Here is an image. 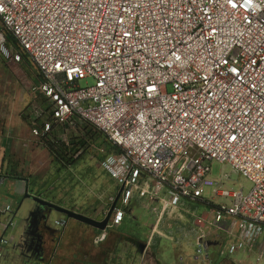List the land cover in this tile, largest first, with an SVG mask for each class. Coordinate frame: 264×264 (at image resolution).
<instances>
[{
    "label": "built area",
    "instance_id": "built-area-1",
    "mask_svg": "<svg viewBox=\"0 0 264 264\" xmlns=\"http://www.w3.org/2000/svg\"><path fill=\"white\" fill-rule=\"evenodd\" d=\"M0 20L1 54L32 62V92L51 105L44 133L78 119L112 146L100 166L120 204L96 245L131 201L154 206L153 237L185 201L212 205L206 189L220 202L189 230L196 260L264 238V0H0ZM213 163L247 179L248 193L223 189ZM207 226L223 232L219 244ZM15 227L11 217L5 232Z\"/></svg>",
    "mask_w": 264,
    "mask_h": 264
},
{
    "label": "rangeland",
    "instance_id": "rangeland-1",
    "mask_svg": "<svg viewBox=\"0 0 264 264\" xmlns=\"http://www.w3.org/2000/svg\"><path fill=\"white\" fill-rule=\"evenodd\" d=\"M2 27L0 20V30ZM38 79L34 65L26 56L16 63L0 52V129L3 126L7 130L6 133H0V140L17 146L12 153H6L8 166L15 168L27 182L28 193L32 196L101 222L117 196L116 184L100 166L103 156L100 150L108 152L112 150V146L103 133H97L96 136L90 134L85 147L73 156L72 164L64 166L59 163L44 147L45 133L42 125L52 122L51 105L44 97L32 92ZM91 83L88 80L80 84L85 87ZM74 123L80 125L83 122L75 119ZM77 126L53 124V137L50 138L68 142L70 136L75 134L77 138L83 139L85 135ZM34 129L38 135L33 133ZM211 166L212 178H223V189H243L244 194L248 193L250 182L235 173L228 164L213 163ZM204 197L213 206L185 201L184 206L170 220L165 218L162 221L165 223L158 227L160 235L155 233L153 237L157 220V215L152 211L154 206L147 201L133 200L124 207V222L108 228L107 238L100 245L94 242L99 234L97 229L53 212L49 225L57 230L56 239L59 238L60 241L57 245L47 244L45 261L47 263L54 253L50 264H159L156 250L161 245L165 249L166 264H205L202 260L195 259V248L188 236L196 227L195 217L210 213L213 215V207L220 202L219 198L212 196L210 189L205 190ZM119 204L118 200L117 205ZM34 206L33 200L24 199L11 210L15 213L16 227L9 229L4 237L14 239L10 249L4 252L0 264H18L22 242L18 247L20 252L16 251V245L21 233L25 231L27 218ZM65 220L68 225L55 224ZM209 229L212 230V227ZM1 234L0 228V236ZM206 236L210 240H223V236L213 237L214 235L207 233ZM211 253V261L207 264H264V238L255 247L240 251L234 256L224 255L216 248H211ZM258 257H262L260 263H257ZM21 262L33 264L32 259H21Z\"/></svg>",
    "mask_w": 264,
    "mask_h": 264
},
{
    "label": "crops",
    "instance_id": "crops-1",
    "mask_svg": "<svg viewBox=\"0 0 264 264\" xmlns=\"http://www.w3.org/2000/svg\"><path fill=\"white\" fill-rule=\"evenodd\" d=\"M6 127H1L0 133H6ZM17 146L14 145L13 143H7V141L0 140V228L2 229V236L7 232H5V226L9 218L14 217L15 213L11 210L15 207L16 204L22 203V200H24L25 194L28 192V185L27 182L24 181L23 179H18L20 175L18 174L17 170L15 168H11V166H8L7 158H6V153L7 152H13L15 151L14 148ZM22 178V177H21ZM10 206L11 209L10 211H6V207ZM65 223V225H68L67 221H60ZM124 222V220H123ZM122 222V223H123ZM121 223V224H122ZM209 229V227H206L205 233L209 235H214L213 237H219L223 236L224 234L222 231L216 230V228L212 227V230ZM24 234V232H23ZM23 234L21 233L18 244L16 245L18 248L21 245V242L23 240ZM5 238V237H4ZM7 243L6 245H3L2 247V257L4 252H7L8 249H10V245L12 244L13 237L10 239L5 238ZM219 240V239H218ZM213 243H218L219 241H216L214 239L211 240ZM15 248V249H16ZM214 248L218 249L217 246ZM21 250V249H20ZM19 248L16 250L20 252ZM14 251V250H13ZM156 257L159 260V264H166L164 259L165 258V249H163L160 246H158V249L156 250ZM212 256V253L210 252V257ZM0 258V260L2 259ZM17 258V257H16ZM21 259L23 260L24 258L21 256V254L18 255V264H25L24 262H21Z\"/></svg>",
    "mask_w": 264,
    "mask_h": 264
},
{
    "label": "flooded vegetation",
    "instance_id": "flooded-vegetation-1",
    "mask_svg": "<svg viewBox=\"0 0 264 264\" xmlns=\"http://www.w3.org/2000/svg\"><path fill=\"white\" fill-rule=\"evenodd\" d=\"M32 212L34 214L27 220L20 254L26 260L32 259L33 264H50L54 253L46 263L47 244L57 245L60 241L59 238L56 239L57 230L49 225L53 211L47 206L40 207L35 204Z\"/></svg>",
    "mask_w": 264,
    "mask_h": 264
},
{
    "label": "trees",
    "instance_id": "trees-1",
    "mask_svg": "<svg viewBox=\"0 0 264 264\" xmlns=\"http://www.w3.org/2000/svg\"><path fill=\"white\" fill-rule=\"evenodd\" d=\"M75 126H77L74 123ZM81 132L85 135L83 139H79L75 136V134H72L69 138L68 142H65L64 140L60 139H53L50 137H53L52 131L53 128L48 132L45 133L43 143L44 147L49 151L51 155L55 157V159L63 164L64 166H69L73 163V156L80 151L81 148H84L87 142V138L90 136H96L97 133H101L97 129L93 128L92 126H89L87 123H82L77 126ZM18 179H22L21 176L18 177Z\"/></svg>",
    "mask_w": 264,
    "mask_h": 264
},
{
    "label": "water",
    "instance_id": "water-1",
    "mask_svg": "<svg viewBox=\"0 0 264 264\" xmlns=\"http://www.w3.org/2000/svg\"><path fill=\"white\" fill-rule=\"evenodd\" d=\"M119 197H120V192L117 194L116 199L113 202V204L111 206V209H110L109 213L107 214L106 218L103 221H101V222L95 221L93 219L85 217L84 215L76 214L74 212L62 209V208L57 207V206H55L53 204L47 203L45 201H42V200L32 196L28 192L25 194L24 199H31V200H33V202L35 204L39 205L40 207L41 206H47L48 208H50L51 211L63 214L64 216L67 217V219H72V220L78 221L80 223H84L86 225H89V226L97 229L98 231H104V230H106V228L108 226V223H109V221L111 219V215H112V213H113V211H114V209H115V207L117 205ZM33 214H34V212H32L30 214V216L33 215ZM28 218H27V220H28Z\"/></svg>",
    "mask_w": 264,
    "mask_h": 264
},
{
    "label": "snow or ice",
    "instance_id": "snow-or-ice-1",
    "mask_svg": "<svg viewBox=\"0 0 264 264\" xmlns=\"http://www.w3.org/2000/svg\"><path fill=\"white\" fill-rule=\"evenodd\" d=\"M233 139H235V137H233Z\"/></svg>",
    "mask_w": 264,
    "mask_h": 264
}]
</instances>
